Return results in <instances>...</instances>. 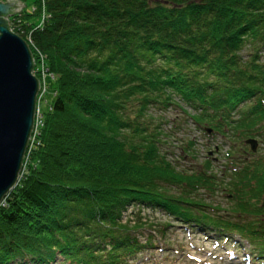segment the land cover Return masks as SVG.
Listing matches in <instances>:
<instances>
[{
    "label": "trees",
    "instance_id": "obj_1",
    "mask_svg": "<svg viewBox=\"0 0 264 264\" xmlns=\"http://www.w3.org/2000/svg\"><path fill=\"white\" fill-rule=\"evenodd\" d=\"M12 19L56 95L0 203V264H126L146 248L141 223L123 220L132 206L219 235L264 236V166L233 172V218L211 216L199 197L222 183L210 159L176 168L162 148L166 121L152 115L182 103L196 127L242 153L246 140L264 139V0H35Z\"/></svg>",
    "mask_w": 264,
    "mask_h": 264
},
{
    "label": "rangeland",
    "instance_id": "obj_2",
    "mask_svg": "<svg viewBox=\"0 0 264 264\" xmlns=\"http://www.w3.org/2000/svg\"><path fill=\"white\" fill-rule=\"evenodd\" d=\"M2 1L4 0H0ZM34 1L20 2L19 7H22V4L25 6L21 11L32 13ZM31 21L39 22V19L32 17ZM248 54L250 47H246L242 52L245 59L248 58ZM263 59L262 55L260 61ZM180 106L189 114L193 113L182 103ZM242 108L243 106L240 107ZM182 109L171 106L167 111H152L155 119L163 118L166 121L161 129L172 136L167 141L170 143L162 148L168 152V159L180 170L194 171L199 169L202 161L210 159L211 173L222 183L212 194L200 192L199 197L207 207H210L204 210L211 216L232 219L229 209L232 208L233 203L229 199L230 193L226 184L230 181L233 172L240 170L244 162L249 166L250 161L264 157V139L254 138L258 150L255 154L250 152V156L246 157V154L242 153V143L228 136L206 134L204 127H196ZM188 142L193 143V146L189 147L190 152L185 150ZM262 200L261 198V202ZM216 206H218L217 210H212ZM123 220H129L131 225L141 223L142 228L135 236L140 245L146 246L134 260H128L126 264H264V258L258 255V253L264 254V236L256 238L254 242L251 241L256 247L254 248L249 240L243 239L238 234L219 235L214 230L202 231L200 228L174 221L162 211L143 206L129 208L123 214ZM208 226L216 229L212 224ZM51 264L68 263L57 257Z\"/></svg>",
    "mask_w": 264,
    "mask_h": 264
},
{
    "label": "water",
    "instance_id": "obj_3",
    "mask_svg": "<svg viewBox=\"0 0 264 264\" xmlns=\"http://www.w3.org/2000/svg\"><path fill=\"white\" fill-rule=\"evenodd\" d=\"M19 4L18 0L0 2V203L17 185L39 87L38 79L32 74L34 62L29 48L8 25V18L25 7ZM245 143L256 152L255 139Z\"/></svg>",
    "mask_w": 264,
    "mask_h": 264
},
{
    "label": "built area",
    "instance_id": "obj_4",
    "mask_svg": "<svg viewBox=\"0 0 264 264\" xmlns=\"http://www.w3.org/2000/svg\"><path fill=\"white\" fill-rule=\"evenodd\" d=\"M44 15L42 17L41 24L44 20ZM13 18V17H12ZM12 18H8V25L11 23L10 21L13 20ZM10 26V25H9ZM11 31V30H10ZM12 32V31H11ZM27 43L32 45V42L29 37H27ZM38 53V60L37 63L33 64L32 74L36 77L38 76V91L35 98V111L33 116V124L32 129L28 138V143L26 146V150L23 157L22 167L19 174V179L23 175L26 166L29 164L30 155L33 150L39 145V136L41 132V128L43 126V114L42 110L50 107V100L55 97L56 93L52 92L51 90V82L54 81V76L49 73L44 57ZM39 61V62H38ZM18 179V181H19ZM18 183V182H17Z\"/></svg>",
    "mask_w": 264,
    "mask_h": 264
},
{
    "label": "flooded vegetation",
    "instance_id": "obj_5",
    "mask_svg": "<svg viewBox=\"0 0 264 264\" xmlns=\"http://www.w3.org/2000/svg\"><path fill=\"white\" fill-rule=\"evenodd\" d=\"M5 1V0H4ZM252 139H254V138H252ZM261 140V139H260ZM244 145H245V148H247L245 151H244V153L243 154H246V157L247 156H250L249 155V153L250 152H252L251 150H250V146L249 145H246V143H244ZM258 145V144H257ZM258 147V146H257ZM257 150H258V148H256V152H257ZM256 152H252V154H255ZM251 162V164L252 163H257V164H262L263 166H264V157H261V158H256V160H254V161H250ZM244 166H247V163H243V165H242V167H244ZM241 167V168H242ZM264 170V169H263ZM260 173V172H259ZM264 198V197H263ZM262 198V199H263ZM260 206L262 207V202L260 201ZM262 210H264L263 208H262Z\"/></svg>",
    "mask_w": 264,
    "mask_h": 264
},
{
    "label": "bare ground",
    "instance_id": "obj_6",
    "mask_svg": "<svg viewBox=\"0 0 264 264\" xmlns=\"http://www.w3.org/2000/svg\"><path fill=\"white\" fill-rule=\"evenodd\" d=\"M10 19V18H9Z\"/></svg>",
    "mask_w": 264,
    "mask_h": 264
}]
</instances>
